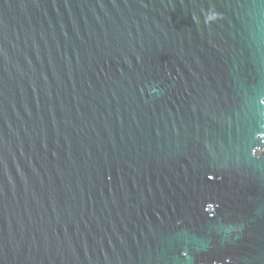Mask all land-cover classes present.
Wrapping results in <instances>:
<instances>
[{"label": "water", "instance_id": "1", "mask_svg": "<svg viewBox=\"0 0 264 264\" xmlns=\"http://www.w3.org/2000/svg\"><path fill=\"white\" fill-rule=\"evenodd\" d=\"M0 264H264V0H0Z\"/></svg>", "mask_w": 264, "mask_h": 264}]
</instances>
